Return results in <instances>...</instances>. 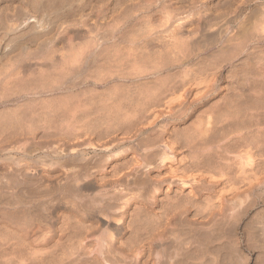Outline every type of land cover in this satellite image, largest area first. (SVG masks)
I'll return each mask as SVG.
<instances>
[{
  "label": "bare ground",
  "instance_id": "6f19581e",
  "mask_svg": "<svg viewBox=\"0 0 264 264\" xmlns=\"http://www.w3.org/2000/svg\"><path fill=\"white\" fill-rule=\"evenodd\" d=\"M255 1H257V0H0V183L2 184V186H4L3 189L5 188V186L11 187V182L8 183V181H10V178L8 177V176H10L9 172H12V175L15 177L14 180H16L15 181L16 183L21 178L20 177L17 180V177H19V176H22L23 178L32 177V181H34V183H31L32 182L30 180L31 178L29 179L30 182L28 180H26V178H25L26 181L22 180L23 178H21V180L23 182L25 181L24 183L22 182L21 184H24V185L26 184V185H29L31 187L35 186L37 188L35 191L36 192L39 191L36 194L38 196H36L37 198L35 197L36 198L35 201L39 202V198L41 196L43 198H46L49 203L51 202V204H50L51 208H49L48 203H47L48 205L47 204L46 205L48 206L49 209H52L51 210L52 214L53 213L55 214V212L57 214V210L64 203L63 201H66V203H64L66 205L69 203V202L67 203L68 197H66V196L68 193H71L72 190H73L72 195L75 197L76 200L83 203L82 200H84V199L88 200L89 199L88 201L86 200L85 202H87V204H88V202H91L94 206V208H91V209L81 208L82 210L83 209H85V210L83 211V214H81L79 216H77V215L76 216H69L70 214H68V213H66V215L65 214L60 215L58 213L60 216L55 214L56 218H57V223L59 222L60 225L56 228H53V226L52 227L51 226H43V225H41V226L37 225L36 226L33 223H37L39 221H36V222H33V221L40 218V215L38 218L36 217L37 219H35L34 218L35 214H33V218H30L31 219V221H30L29 219L26 218L27 216L29 218L30 215H26L25 217H24V215L22 216V211H24V213L25 212L29 213L28 211H26L27 210L26 208H25L26 210L22 209V211H21V209H19L16 206L12 207V203H10L11 200H13V198L15 200L16 196L22 197L21 194L16 195L15 197H13L11 199L9 198L10 200L9 199L4 200L0 197L1 198L0 199V264H148V261H150V258H151V256H150L151 255L150 252H152L151 248H153L154 246L155 247L157 246L156 247V249H157L158 247L163 245V243H161V240H162V242L164 241L163 239L166 237L165 234L168 231L170 225L172 223H175V220L181 219L182 217L187 215L188 212H191V211L193 212V210H191L192 208H194V207L199 208L198 205H200L199 204L200 199L203 197V195L205 193H207V192L210 193V191L213 193L212 196L214 197V199L210 198L211 195H209V198H206V196L209 194V193H207L206 195H204L205 198L208 199L207 201L205 199V203L209 202V204H210V202H211L212 204L209 207L207 206V209H208L207 210L206 205L204 204V201H203V204L205 207L201 206L202 203L200 206L202 207V210L204 208V210H203L204 214L199 213L200 211L197 209L198 210L197 216L202 214L203 216H205L204 218L202 217L203 218L202 220H205L206 222L210 221L211 223L214 222L215 224L217 223V226H219V224L222 222V221L220 222L219 221L220 219H218V218H223V222H224V220L227 222L229 220H230V222L233 220V222H234L233 231L235 233L237 232V230L240 226H242L245 229H248L249 227H251L250 222L244 221V218L249 217V213L252 209H254V208L256 209V207L258 205H257L255 197L257 196L258 192L262 188H264V136H263L264 130H263V132H262V130H259L260 131L259 132L255 128L259 133H261L260 136H259V134H256L257 131L255 132V134H253L255 137L254 136L251 137L252 135L250 136V133H249V130L251 127H254L255 125L257 127V124H259L261 122V121H256L257 122L256 123L255 122V119H256L255 116H252V115L250 116L251 110L256 108V107L251 106L252 108L248 109L249 106L245 107V108L243 106L245 113L248 110H250V114L247 113V114H249V115H247V114L242 113L244 111H240L242 109L239 110L240 107L238 109L236 108V106L238 104L235 106L233 105V106L235 107V109L239 110V112H241L242 114H238V112L236 113L235 111H237V110L233 109L232 107L230 108V106L227 105V107H229L231 110L233 109L234 112L232 115H229L230 118L229 117L227 118V122L224 123L225 126H223V127L221 126L224 130H222V128H219L220 129L219 131L222 130L223 133L220 132L221 135H218V137H216V139H215V142H213L212 138L214 139V135L217 136V134H215L217 131L215 130L216 131L215 133H211L210 137H212V138L209 137L212 142L208 141L209 145H207V143H205L207 146H210V143H214V145L216 144L217 149L215 150L212 148L216 152L213 151L212 149H209L210 151H213V152H211L212 154L210 153L209 155H203L204 152L201 153V151H200V155L206 156V157L201 156L202 159L199 158L198 154L196 156L194 155L195 157H193L192 154H194V152L193 153L188 152V154H190V155H188V158L186 155V157L180 156L181 158L178 159V157L180 155V149H181V148L179 149V147H181V146L180 145L178 146L177 142H175V141H177V140H174L176 138L171 139L168 135L166 136L164 134L166 132H164V131L161 132V130H163L165 128V126L163 125L164 128L162 129V125H159L160 124L159 121L163 120L164 118H170V119L173 118L174 119L178 116L180 117L181 114L183 115V113L187 111V108H188L187 106H189L194 101L200 99L201 96L204 97V96H206L207 93L210 94L207 91H210V89L215 85V81H214L215 79L213 78L214 76L212 78L205 76V78H204V75L206 72H204V75H202L203 67L201 66V64L206 65L207 62H209L210 59L213 58V57L212 58H209V57L211 55L213 56L217 51L226 52V50L225 51H221V50L226 49V47L230 46L232 44V42L234 41V38L232 37V34H231L232 33L231 32V29H232L231 22L233 21L234 18H236V19L242 18L244 15L246 17L245 12L248 10L247 9L248 5L250 6V4H252V2H255ZM242 23H244V22H242ZM254 24H256V23H254ZM240 26H241V30H245L242 28V25H240ZM240 26H238V27H240ZM258 26H259V24H257V27ZM261 29H263V27ZM233 32H234V30H233ZM229 33L231 34V36H229ZM236 33H238V31L233 34L234 37L236 36ZM261 35H263V34H261ZM237 37L238 36H236V38ZM241 37H243V36H241ZM241 37H238V38L241 39ZM263 37L264 36H262L261 38H263ZM202 38L209 39L208 40L209 42L207 43V40L205 39L207 44H205V42H204V45L194 44V43H196V40L201 39L200 41H202L203 40ZM258 39H260V38H258ZM262 40H264V39H262ZM200 41H199V44H202L204 40L201 43H200ZM240 41H242V39L239 40V42ZM236 43H237L236 45L234 44L235 46L238 45V42H236ZM261 43H263V42H261ZM241 44H242V42H241ZM245 44L247 45V43H245ZM194 45H198V46H194ZM237 47L239 48V45ZM243 47H245V46H243ZM255 47H257V46H255ZM258 47H259V45H258ZM242 48L240 47V49H239L240 51L238 50V53L239 52L241 53ZM214 49H218V50H216V52H214L215 51ZM243 49H245V48H243ZM211 51H213V52H211ZM210 52L213 54L209 55L208 53H210ZM233 55H234V52H233ZM237 55H239V54H237ZM70 57H72V59L76 58V61L78 62V68H84V67H86V68L92 67L93 68L94 67L95 68V69L93 68L94 70L100 69V72L103 71L102 72L103 76L101 75V73L100 74L98 73L99 71H96V73H98L97 75H100V76H98V77L95 76V77H97L98 80H99V77H100V79L102 78L99 81L100 85L102 84L104 87L106 86L109 89L108 91H110V93H112V94H109L107 92L109 95H111L110 96L111 99H109V100H111V102H108V99H105L108 102L105 104V102H103L105 100H102L101 98L100 99L104 103V108L107 107V104H109L111 106L110 108H108L109 107V105H108L107 109H111V111L113 110V114L112 113L111 114H112V117H114V120H115V117L119 121L125 120V122L127 120H128L127 122H129L132 117L133 118L138 117L139 119H141L142 117L140 114L143 113V112H141V111H143V108L146 105H148L149 103H150L149 108L153 105L152 104L153 102L156 103V104H154L155 105V107L153 108L154 110H150L152 107L150 109L147 108V110H145L146 108L144 109L145 112L148 111V112H146V114H148L147 115L148 118L146 117L147 118L146 122L143 121V118H142L139 121L135 120L134 122H136V125H134V122H132V120H134V119L132 118L131 122L133 123V125H131V126H134V127L131 128L132 130H129L130 132L126 129L128 132L126 133V132H124L125 131L124 130L123 134H122L123 136L121 137L119 135L121 138L118 137V139H117L115 137V139H111L109 141L107 140V142L105 140L106 143L103 142V146H102L103 148L102 149L107 151L109 153V155L107 157H104V158L102 157L103 163L101 162L102 163L101 164L100 162H98V165L100 163V166H96L97 164L93 165L92 163L88 162L89 161L88 158L85 159L86 162L83 161L84 164L83 163L82 164L75 163V161H77L80 158L84 159V156L86 155V150H84V148H82L83 145H85L84 142L82 141V136L84 133H82V131L79 130V129L82 130L83 124L79 125L80 128H78L79 126L76 123H79V120H78V122H76L77 120H75V119H78L77 115H78L79 111L77 109H76L77 110L76 111L74 108L73 109L71 108V109H68V111L64 112L67 114V115L66 114L65 115L68 118V119H66V121L72 120V119L75 120L76 125L74 124V122H72L74 124V126L72 128L73 129L76 128L74 130H77V131L74 132V130L73 129L70 130L69 127L66 130V127H65L66 132H69V131H71V132L64 133V134L59 133L60 136L58 135L57 138L54 137L56 140H53V141L48 140L49 136L47 137L46 135L45 136L43 135L44 138H46V137L48 138L47 139L48 142L42 141V139H41V141L37 142V144H36L37 146H33V144L19 145L21 140L18 139L19 143L15 144V146H14L13 145L14 143L11 141V139H15V138L17 139L20 137V138H22V141H23V139L28 140L29 139L28 137H30V135H31V137L34 135H32L30 132V134L28 133L29 136L27 137L28 134L21 132L22 134L20 133L19 135H16L15 137H13V135H15L13 132V135L11 134L12 136H10V134H9L10 137H8L7 136L8 134L5 135V132H4V126H5L4 124H5V117H6L5 111H7L9 108L8 107L6 110V107L9 106L10 104H14L19 97L24 96L26 94V92H27V91H25L26 85L24 86L25 89L23 91L19 90L20 86L24 85V83L26 81L25 79H27L28 77L30 78L32 76L31 78L34 77V79L36 78V80H37V76L39 74L37 72V69H38V71H39V69H41L42 71H49V73H50L49 69H51V68H53V69L58 68L64 62L67 65L66 61L70 60L71 59ZM67 58H69V59H67ZM167 59H170V60H167ZM194 60H199V63L201 62V64L200 65L194 64L193 63ZM62 61H64V62L62 63ZM262 63L263 62H261L260 65L263 66ZM68 64H69V61H68ZM208 64L206 65V67L208 66ZM210 64H211V62H210ZM66 65H64L65 68H66ZM69 65H71V64H69ZM73 65H75V64H73ZM72 66H70V67H72ZM211 66L212 65H210V68H211ZM62 68L64 71V67H62ZM73 68L76 69V70L73 69L75 74H76L78 72L77 66L73 67ZM92 68H91V70H89V71H91L90 73L94 72V71H92L93 70ZM66 69L68 70V68H66ZM181 69H183V70H181ZM215 69H217V68H214V70ZM41 70H40V72H41ZM60 70L61 69H59L57 72L59 73ZM71 70H72V68H71ZM217 70H215V71H217ZM68 71H70V70H68ZM70 72H72V71H70ZM255 72H257V71H255ZM90 73H88V74H90ZM94 73H93V75H94ZM96 73H95V75H96ZM249 73H250V71H249ZM53 74L51 73L50 75H53ZM70 74H73V73H70ZM80 74H81V72H80ZM208 74H211V73L208 72ZM212 74L213 75L216 74L215 76H217V73L215 72V74H214V71L212 72ZM239 74H241V73H239ZM258 74L259 75L262 74V76L264 75L262 72L258 73ZM40 75H42V74H40ZM40 75L38 77H42ZM56 75L57 74H55V76ZM67 75H65L64 77L66 78ZM85 75H87V71H86ZM45 76H46L45 78H47L46 73H45ZM58 76L59 75H57V77ZM81 76H83V75H81ZM86 77H88V76H86ZM171 77H172V79L169 80L170 83L166 82V85H165L164 82L166 81V79H168V78L170 79ZM61 78H63V77H61ZM65 78H63V79L65 80ZM83 78L87 82V79H92L94 77L85 78V76H84ZM258 78H259V76H258ZM34 79L33 80L29 79V80H31L30 84L35 83V82H33V81H36ZM57 79H60V77ZM70 79H73V77ZM147 79H149V81H147ZM29 80L26 82H30ZM62 80H60V81H62ZM142 80H145L146 82L145 81L142 82ZM200 80H201V82H200L201 85L204 84L202 86L200 85L201 88L202 87L203 88L200 91H196L195 93H192L191 90L193 89L194 86H197L199 84ZM22 81H24V83ZM54 81H55V79L51 82H54ZM82 81H84V80H82ZM202 81H204V82L202 83ZM20 82L23 84L20 85ZM62 82H64V81H62ZM68 82H69V80H68ZM80 82H81V80H80ZM93 82L98 83V81H93ZM35 84H36L35 87L33 85V87L35 88V89H33L34 91L37 89L36 88L37 83H35ZM55 84L58 85L57 82ZM255 84L258 85L257 87H259V84H261V88L264 85V84L262 85V83L258 84V82L257 83L255 82L254 85ZM17 85H18V87H16ZM51 85H54V83H51ZM10 86L12 87V89H14V87H15L19 91L16 92V89H14L15 91H12ZM30 86L28 87V85H27L28 88H31ZM68 86H71V85H68ZM43 87H45V85ZM71 87H73V86H71ZM73 88H76V87H73ZM10 89H11L12 93L16 92L12 96L8 93V90H10ZM20 89H22V88H20ZM39 89H40V87H39ZM66 89H68V88L66 87ZM102 89H103V87H102ZM254 89L255 88H253V90ZM258 89H260V88H258ZM33 90H31L27 95H33V97H34L37 92H34ZM51 90H52V88H51ZM255 90H257V89H255ZM84 92H85V90H84ZM101 92L104 93L103 90ZM203 92H205L206 94H202ZM260 92H262L264 94V89H263V91H260ZM103 93H102V95H103ZM107 93H106V95H107ZM190 93H192V94H190ZM199 93H201L200 97L198 96ZM254 93H256V92H254ZM60 95H62V94H60ZM106 95H104V96H106ZM189 95L191 98V100H190L191 103L189 102V100H187V96H189ZM254 95L257 96L256 94H254ZM261 95L262 94H260L259 96H261ZM196 96L198 97V99L196 98ZM226 96H228V95H226ZM29 97L32 98L31 96H29ZM37 97H39V96H37ZM104 98H106V97H104ZM192 98H196V99H193L194 100L193 101ZM241 98H240V100H241ZM259 98H257V99H259ZM74 99H73V101H71V103L74 102ZM261 99H263V98L261 97L259 99L260 102L262 101ZM26 100H28V99H26ZM38 100H40V99H38ZM97 100H98V98H97ZM222 100H223V98H222ZM23 101H24V99H23ZM67 101L68 100H66V102ZM78 101H80V100H78ZM32 102H33V104L35 103L34 101H32ZM61 102H62V100H61ZM223 102H224V100H223ZM69 103H67V104H69ZM83 103L86 104L87 102L86 103L83 102ZM24 104L26 105L27 102L23 103V105ZM33 104H31V105H33ZM35 104H37V100H36ZM76 104H77V101H76ZM76 104H74V105H76ZM42 105H43V103H42ZM64 105L66 106V103ZM101 105H103V104H100V106ZM105 105H106V107H105ZM260 105L261 104H257V107ZM21 106H22V103H21L20 107ZM30 106H28V104H27V108ZM41 106H40L41 110L43 108H44V110L47 109V106L43 105L46 108L45 107L42 108ZM53 107L55 108L56 106H53ZM80 107L82 108V106H79V108ZM14 108H13V110H16L17 107L15 106ZM27 108H26V111H28ZM75 108H78V107L75 106ZM84 108H85V106L82 109L84 110ZM224 108H226V107H224ZM11 109H9V110H11ZM37 109H38V107H37ZM230 109L228 110V108H226L225 113L227 112V110L231 112ZM246 109H247V111H246ZM261 109H263V108H261ZM39 110L40 109H38L36 111H39ZM53 110H51V111H53L52 113H56L57 109L56 110L53 109ZM59 110L60 109H58V111ZM61 110H62V108H61ZM106 110H104V111L106 112ZM86 111H82V112L86 113ZM101 111H103V110H101ZM208 111H210V110H208ZM257 111H259V112H257ZM260 111H261L260 108H257V110L254 109L253 113L255 112L256 116L258 115V113H260V115H261L262 112H260ZM9 112H12V111H9ZM29 112L30 111H28V113ZM33 112H35V111H33ZM93 112H95V110ZM41 113H42V111H41ZM41 113H40V115L43 116L44 113L43 114H41ZM46 113H47V111H46ZM234 113H236V114H234ZM36 114H37V112H36ZM36 114H35V116H36ZM103 114H104V112H103ZM219 114L220 115H218V112H217V114L215 113L212 115H208V117L209 116L210 117L207 119L210 120V118L213 115H217V116H219V118H217V119H220L221 121L218 120L217 122H215V125L218 122L223 123V120L226 116H222L224 114V113L222 114V112L221 113L219 112ZM263 114H264V112H263ZM263 114L261 116H263ZM13 115L15 116V113ZM16 115L18 116V112ZM19 115H20V112H19ZM30 115H29V117H30ZM40 115L37 114V117ZM83 115H85V114H83ZM89 115H92V114L90 113ZM104 115L106 116L108 114H104ZM104 115H102V116L104 117ZM113 115H115V116H113ZM14 116H11V117H13V120L11 119L12 121H15L14 118L17 119ZM58 116L59 115H57V117ZM195 116H196V114H195ZM197 116H198V114H197ZM217 116H215V117H217ZM220 116H222L224 118L221 117L222 118L221 119ZM20 117L21 116H19V118ZM43 117H45V114ZM80 117L82 118V116H80ZM86 117L89 118L88 116H86ZM96 117H98V116H96ZM257 117L259 118L260 116L258 115ZM263 117H262V119H263ZM31 118H34V115ZM48 118H50V117H47V119ZM199 118H203V116L202 117L200 116ZM9 119L10 118H8V120ZM23 119L21 120L22 123H23ZM100 119H101V117H100ZM105 119H108V118H105ZM144 119H145V117H144ZM207 119H206V124L207 123L209 124V125H207V126H209V129L210 128L215 129V127H212L213 125L210 127V123H212V121L213 122L216 121L217 119L216 120L211 119L212 121H209V120L207 121ZM229 119H230V121H229ZM262 119L260 118L259 120H262ZM6 120H7V117H6ZM26 120H28V119L26 118ZM35 120H36V118H35ZM57 120H59V119L57 118ZM113 121L109 120V124L111 122L112 123L115 122V121L114 122ZM137 121H138V123H140V125H138ZM142 121H143V123H142L143 125L141 124ZM191 121H192V119H191ZM105 122L108 123V120L104 121V124H105ZM131 122H129V124ZM203 122L204 121H202V125H201V123L199 125V126H202V128L204 127L203 125L205 124V122L204 123ZM16 123H18V122L16 121ZM69 123H67V125ZM94 123H95V121H94ZM116 123H119V122H116ZM124 123L122 125H124ZM226 123H228V125H230L231 129H232V131H231L230 126H228L229 127V128L227 127L229 129L228 133H229V131L231 133L233 132L232 133V135H233L237 131L238 138L237 137L232 138V137H230V134L225 133L226 132L225 130H227V129H225V127L227 125ZM54 124H55V121L52 125H54ZM197 124H199V123L197 122ZM234 124L235 125L237 124V125L234 126ZM36 125L38 128V123ZM52 125H50V126H52ZM70 125H71V123H70ZM120 125H116V126L120 127ZM260 125L263 126L264 125L263 122ZM260 125H258V127H260ZM100 126H102V125H99V127ZM104 126L106 127V125H104ZM116 126H112V127H116ZM167 126H166V128H167ZM194 126H196V124ZM232 126H234V128L235 127L236 128L234 129ZM26 127L28 128V125ZM26 127H25V130H26ZM40 127H41V125H40ZM48 127H49V125H48ZM61 127H64V126H62V124H61V126L59 128H61ZM108 127L110 128L111 125H109ZM9 128H10V126H9ZM19 128H20V126H19ZM29 128H32V127H29ZM116 128H118V127H116ZM192 128H194V127H192ZM202 128L200 130L203 134H205L204 136L201 134L200 130H198L199 132H197L195 130V132H193V133H196V132H197L196 134L200 133L201 134L200 137L203 136L205 141H207V139L205 137H208L209 132L207 134L204 133L206 131L203 132ZM204 128H207V127H204ZM95 129L97 130V128H95ZM105 129H107V128H105ZM147 129H151L152 133H149V134L145 133ZM251 129H253V128H251ZM61 130L63 131V129H61ZM110 130H111V128H110ZM210 130H212V129H210ZM27 131L29 132V129H27ZM32 132H34V131H32ZM37 132H38V130H37ZM105 132H107V131H105ZM250 132H252V130H250ZM17 133H19V132H17ZM93 133H92V135H93ZM95 133H97V132H95ZM162 133L164 134V136ZM174 133H175V131H174ZM46 134H48V132ZM111 134H113V132ZM166 134H169V133H166ZM182 134L184 135V132ZM218 134H219V132H218ZM56 135L57 134H55L54 136H56ZM185 135H187V134H185ZM40 136H42V134ZM99 136H100V134H99ZM112 136H115V135H112ZM31 137H30V140H33V138H31ZM103 137L100 139L104 140ZM203 137L200 139L198 137L199 141L201 140L203 142L204 141ZM36 138H38V137H36ZM184 138H186V141H187V139H189L188 137H184ZM193 138H195V137H193ZM209 138H208V140H209ZM39 139H37V140H39ZM180 139H181V137H180ZM198 139L197 140L195 139V141L198 142ZM18 140L17 141L14 140L15 143L18 142ZM190 140H188V141H190ZM192 140L194 142V139H192ZM98 141H100V140H98ZM7 142L10 143L9 147H12V145H13V147L12 148L6 147L9 144L8 143L6 145L5 143H7ZM67 142H68V145H67ZM71 142H72V146H71V144H69ZM100 142L96 143L97 147L99 144L102 145V143H100ZM178 142H180V141H178ZM184 142H185V140H184ZM204 142L201 143L202 146L205 145ZM86 143H87V141H86ZM93 143H95V141ZM93 143L91 142L90 144H93ZM184 144H188V143L185 142ZM193 145H195V144H193ZM206 145L204 147H200V148L206 149L207 148ZM86 146H89V145L87 144ZM127 146H128V148L127 149L125 148L126 150L125 151L123 150L121 152V154L123 152L126 154L125 157H123V158L118 157L121 159L116 160L117 156H120V154L118 155L116 153V155H115L114 153L117 150H119L123 147H127ZM187 146H189V145H186V147ZM95 147H96V145H95ZM196 147L195 148L193 147V148L196 150L197 149L200 150V148H196ZM213 147H215V146H213ZM183 149H184V147H183ZM190 149H192V148L190 147ZM221 149L225 153L227 151L228 152L231 151V153H232V151H234L237 153V155L235 156V154L233 152L232 158L226 157ZM13 152H16V153L20 152L23 154V156L22 157H13L11 155V154H13ZM35 152H37V161L32 158V156L35 155ZM213 153L215 154L216 158L214 157ZM195 154H196V152H195ZM189 156H192V157L190 158ZM233 156H235L234 157L235 159H233ZM68 158L70 159L69 161L67 160ZM91 158H90V160H91ZM176 158H177V161L175 160ZM213 158H215V159L213 160ZM92 159H94V158H92ZM95 161H97V160H95ZM13 176H12V178H13ZM27 181L29 183H26ZM18 182H21V181H18ZM140 182H142L141 183L142 185L144 184L143 186H145V185L148 186V184L150 183L149 184L150 189L148 190L147 193H146L147 188H145L146 190L143 191L144 189L142 187L141 189L143 192H140L141 189H138L139 192H136V191H138V190H134L136 187L133 189L132 185L133 184L135 185V183L138 185V183H140ZM21 184L19 183L18 187L21 186ZM16 186H17V184H16ZM14 187H13V190L15 189ZM23 187H25V186H23ZM148 188H149V186H148ZM25 189H27V188L25 187ZM28 189H27V192H28ZM0 190H1V188H0ZM33 190L34 189L30 190L29 192H32ZM99 190H101L103 192L98 193ZM165 190H166V192H165ZM6 191L7 190H5L4 192H6ZM35 191H34V193H35ZM156 191L158 193H164L163 194L164 196L166 194L169 195L171 193L173 195L174 192H176V191H177L176 193H178V192L180 193L183 191L184 192L188 191V192H186L187 196H185V197H179L181 194H179V195L175 194V196H172V195L169 196L170 199H169L168 205H167V202L165 201V204L168 206V207L166 206L167 211L164 209L165 205L162 207L160 206L161 209H159L158 207L157 208L159 210H162V208L164 207L163 210H165V211L163 213L161 212V214L154 213V215L152 214V211H151L152 216H150V215H147L148 214L147 212H149L148 210H146L147 214H145L144 213L145 210L143 212L142 209H150V210L152 209L153 211L156 212L157 209L150 208L151 206L154 207L155 205H158L157 202L159 201L158 199L160 198V196H158L159 198L156 197ZM4 192H2V194L0 193V195H3ZM20 193H21V191H20ZM158 193H157V195H158ZM28 194L30 195V193H28ZM183 194H185V193H183ZM7 195L9 196L10 194L8 193ZM13 195H15V194H13ZM33 195L30 197L35 196V195L34 196ZM39 195H40V197H39ZM69 195H71V194H69ZM250 196H253L254 199H250L249 198ZM4 197H5V195H4ZM166 197L169 198L167 195H166ZM253 197H251V198H253ZM26 198H28V199L22 198V200L23 201L25 200V202H28L26 200H30L29 196ZM65 198H67V199H65ZM167 198H165V199H167ZM163 199H161V201ZM209 199H213V201H211V200L209 201ZM16 201L17 200H15V202ZM23 201L22 202L19 201V202H21V204H22ZM31 201H33V200H31ZM31 201H29V202H31ZM135 201L137 203H141V205L136 204L135 206L137 207V209H135L136 207L133 206L134 207V208L132 207L133 211H134V209H135V211L139 210V212L141 210L145 215H147L146 216L147 218H148V216H150L151 217V218L149 217L150 220L152 219L151 220L152 222L150 223L152 225L151 226L148 225L149 228L148 227L146 228L147 230L149 229L148 232L146 230H145L146 233H145V231H143V229L145 228L146 225L141 230L146 234L145 237L139 236V238H138V236H137V238H136V235H137L136 234V232H137L136 227H135V229L133 228L134 229L133 231L130 230L133 222L138 223L139 221L142 222V220H141L142 218H144L145 221L147 219V218L141 216L142 215L141 214V215H139L141 217L137 216V217L141 218V219H138V222H136L137 220H133V221L130 220L131 216H129V215L130 214L132 215L133 212L131 209V213L129 214V211H130L129 208L135 204ZM263 201H264V199H263ZM15 202H14V204H15ZM19 202H17V203H19ZM53 202H54V204L52 205ZM28 203H25V204H28ZM43 204L41 203L42 209L45 206V205L43 206ZM206 204H208V203H206ZM17 205H19L21 208L20 204H17ZM68 205H67V207H68ZM71 206H73V205H71ZM10 207H12V209H10L11 212L8 211L9 210L8 208H10ZM30 207H32V206L30 205ZM34 207H35V205H34ZM22 208H24L23 204H22ZM138 208H140V209H138ZM28 209H29V207H28ZM31 209H34V208L32 207ZM205 209H206V213H205ZM261 209L263 210L264 208L262 207ZM6 210L9 213L8 212L6 213ZM69 210L71 211V208ZM72 210H73V207H72ZM159 210L157 212H159ZM45 211H43V212H45ZM79 211H80V208H79ZM258 211H259V207H258ZM139 212H137V213H139ZM61 213H64L62 211V209H61ZM137 213L134 215L135 216L138 215ZM30 214H31V212H30ZM52 214L50 215L51 217L46 215V218L43 215L45 218L44 221L46 223H48V224L54 223V221L52 222V220H51ZM192 214H194V212ZM127 215L129 216L128 220H127ZM253 215H255V216H253V219H254V217H259L257 215V212H256V214H254V212H253ZM192 216H194V215H192ZM195 216H196V214H195ZM23 217H24V219H23ZM187 217L189 218L190 216H187ZM187 217H186V219L182 218L183 220L182 219L180 220L186 226L190 225V223H186V222L184 223L185 220L187 221ZM133 218H134V216L131 217V219H133ZM190 218H189V221H190ZM224 218H228V219H224ZM250 218H251V216H250ZM262 218H264V217H262ZM262 218L260 215V218H258V219H262ZM42 219H41V221H42ZM192 219L193 218H191V220ZM194 219H197V218H194ZM38 220H40V219H38ZM211 220H214V221H211ZM215 220H217V222H215ZM145 221L143 220V222H145ZM180 221L178 220V222H180ZM197 221L199 222L200 219L198 218L197 220H195L192 223L194 224ZM205 221H202L203 224H205ZM259 221L260 220H258V223H259ZM261 221L263 222L264 220H261ZM31 222H33V223L31 224ZM178 222H176V223H178ZM147 223H149V220ZM147 223H145V224H147ZM199 223H200L199 226L197 224H194V225H197L199 228H201L202 226L203 227L205 226V225L200 226L201 221ZM209 223H207V224L210 226L215 225L214 223L213 224H209ZM141 224H144V223H141ZM226 224L224 226H226ZM230 224L228 223V226H226V227H229V229H231ZM260 224H261V222H260ZM262 224H264V222ZM262 224H261V226H262ZM174 225H177V224H174ZM184 225H182V226H184ZM257 225H259V224L253 223L252 228H255V227L258 228ZM139 226H140V224L138 223L137 229H140V228H138ZM179 226H177V227H179ZM197 226H195V227H197ZM261 226L259 228L260 230H261ZM190 227H192V224ZM204 228H206V226ZM263 228H264V226L262 227V229ZM128 230H130L131 232L136 231L135 233L130 232L133 235L136 234L135 236H133V238L135 237V239H132V240L128 239V238L132 237V236H129L131 234L128 233L129 232ZM172 230H173V228H172ZM185 230L187 231V229H185ZM185 230H183V231H185ZM191 230L196 231V229H191ZM213 230H214V228H213ZM252 230L253 229H251L250 231L253 232L256 229L253 231ZM138 231H140V230H138ZM176 231H177V229H176ZM211 231H212V229H211ZM229 231H227V232H229ZM188 232H189V229H188ZM245 232H248V231H245ZM258 232H256V233H258ZM189 233H191V231ZM189 233L187 234V232H186L185 236L188 235V237H189L190 236ZM194 233L195 232H193V236H194ZM197 233H200V232L198 231ZM197 233H195V234L198 237ZM218 233H221V232H218ZM127 234H129L128 238H127ZM175 234H177V233H175ZM228 234H230V233H228ZM247 234H245V235H247ZM254 234H253V236H255ZM261 235H259V236H261ZM182 236H183V238H185L184 235H182ZM193 236H192V238H193ZM211 236H213V235H211ZM224 236H226V235H224ZM251 236H252V233H251ZM188 237L186 236V238H188ZM177 238H178V236H177ZM202 238H204V237H202ZM253 238H255V237H253ZM193 239H191L190 243L192 241L194 242ZM221 239H223V237ZM166 240H168V239H166ZM186 240L189 242L188 239H186ZM207 240L209 241V239H207ZM237 240H234V243L232 242V244H231V240L229 241L230 248H229L228 254L230 252V254L234 255L235 259H237L238 262H242L240 264H243V260H245L247 262V260L249 258L248 259L246 258L247 257V255H245L246 253L241 251L240 248L235 247V244L238 242ZM259 240H260V238H259ZM195 241L197 243V241H199L198 238ZM217 241H219V240H217ZM165 242H167V241H165ZM175 242H176V240H175ZM182 242H184V241H182ZM211 242H209V244H211ZM247 242H249V239ZM180 244H182V243H180ZM185 244H187V242ZM233 244H234V246H233ZM176 245H178V243ZM188 245H189V243H188ZM206 245H208V244H206ZM261 245H263V243L260 244V246ZM190 246H192V245H190ZM221 246L222 245H220V247ZM257 246H258V244H257ZM220 247H219V249H220ZM253 247H254V245L252 246V248ZM262 247H264V245ZM175 248H178V247L176 246ZM213 248H214V246H213ZM223 248H225L224 250H226V248H228V247L225 246V247H222L221 249H223ZM252 248H251V250H252ZM164 249L168 250L165 247H164ZM172 249H174V248L172 247ZM197 249H198V247H197ZM202 249H203V247H202ZM215 249H217V248H214V250ZM257 249H259V248L257 247ZM165 250H164V252H165ZM179 250H182V248H180ZM194 250H195V248H194ZM194 250H192V251H194ZM212 250L213 249L210 248V251H212ZM155 251L153 250L154 254H155ZM159 251H162V250L159 248ZM159 251L157 249L156 256H158V257L160 254H162V253L159 254ZM200 251L201 250L199 248L198 254L201 253ZM210 251H207V254H209ZM217 251H218V249H217ZM226 251H225V253H227ZM174 252H176V250ZM194 252H193V254H194ZM220 252H222V250ZM184 253L180 252L179 254H180V256L183 257V255L185 256ZM204 253H206V252H204ZM214 253H213V255H214ZM181 254H183V255H181ZM207 254H205L207 256V257L205 256L206 258L203 255L202 256L205 259L212 258V256H213L212 253H210L212 256L210 254L209 255H207ZM222 254H220V255H222ZM172 255L174 257V254L171 252V256L169 255V257H172ZM216 255H217V252H216ZM257 255H258V257L255 258L256 260L254 259L255 260L254 264H264V259L261 258V255H259V254H257ZM153 256H155V255H153ZM201 257H200V259H201ZM230 257H232V256L230 255ZM157 258L155 257L154 259L156 260ZM218 258H219V255H218V257L214 256L212 259V260H214L212 264L217 263L215 261H218ZM221 258H223V257L221 256ZM161 259H159V260H161ZM191 259H192V257H191ZM230 259H232V258H229L228 264L232 263V261H233V260H231V262H230ZM168 260H169V258H168ZM168 260H166V261H168ZM171 260L173 261V259H171ZM171 260H169V261H171ZM177 260H179V259H177ZM180 260H181V263L184 261L182 259H180ZM180 260H179V262H180ZM209 260H211V259H209ZM209 260H208V262H209ZM225 260H226V257L224 259V262H225ZM166 261H164V262H166ZM174 261H175V259H174ZM174 261H173V263H175ZM234 261H236V260H234ZM237 261H236V263H237ZM171 262H169V264ZM179 262L176 261L175 264H178ZM186 262H188V261H186ZM193 262H195V260ZM197 262H200V261H196V263ZM211 262L212 261H210V263H208V264H211ZM222 262H223V260H222ZM157 264H158V262H157ZM166 264H168V263H166ZM197 264H199V263H197ZM251 264H253V263H251Z\"/></svg>",
  "mask_w": 264,
  "mask_h": 264
},
{
  "label": "rangeland",
  "instance_id": "374dc122",
  "mask_svg": "<svg viewBox=\"0 0 264 264\" xmlns=\"http://www.w3.org/2000/svg\"><path fill=\"white\" fill-rule=\"evenodd\" d=\"M247 11L245 12V14H246V17H245V15L242 17V18H238V19H236V18H234L233 19V21L231 22V27H232V29H231V34H232V37L234 38V41L232 42V44L230 45V46H228V47H226V49H224V50H221V51H225L226 50V52H220V51H217L216 52V50H218V49H214L215 51L214 52H216L213 56L211 55V54H213V53H211V52H213V51H211L210 53H208L209 55H211L209 58H212V59H210V61L209 62H207V64H208V66L206 67V65L205 64H201V62L199 63V60H194L193 61V63L194 64H198V65H200L201 64V66L203 67V69H202V75H204V72H206L205 73V75H204V78H205V76L206 77H210V78H212L213 76V78L215 79L214 81H215V85L210 89V91H207V92H209L210 94H206L205 92H203L202 94H206V96H201L200 94L201 93H199L198 94V96L200 97V99H198V97L196 96V98L198 99V100H196V101H194L193 99H196V98H192V100L194 101H192L193 103H191V98H190V95L189 96H187V100H189V102L191 103L189 106H187L188 108H187V111L186 112H184L183 113V115L181 114V116L179 117H176V118H172V119H170V118H164L163 120H160L159 122H160V124L159 125H162V129L164 128L163 127V125L165 126V130L163 129V130H161V132H166V133H169V134H166V133H164L166 136L168 135L171 139H174V138H176V139H174V140H177V141H175V142H177V145L179 146H181V147H179V149H180V155H179V157H178V159H180L181 157H186V155H187V158H188V155H190V154H188V152L189 153H193L194 152V154H192L193 155V157H195L197 154L199 155V158L200 159H202L201 158V156L202 155H200V151H201V153L202 152H204V154L203 155H209L211 152H213V151H215L217 148H216V144L214 145V143H210V146H207V145H209L208 143L209 142H215V139H216V137H218V135H221V133L220 132H222L223 133V131L222 130H224L222 127L223 126H225L224 125V123L225 122H227V118L229 117L230 118V116L229 115H232L233 114V112H234V110L233 109H235V105H237L236 106V108L238 109L239 107V110L240 109H242V110H240V111H244V112H242L243 114H247V113H249L250 114V110H248L247 111V109H246V113H245V110H244V108L245 107H248L249 106V108L248 109H251L252 107H256V108H254L255 110H257V108H260V112H262L261 113V115L263 114V112H264V94L262 93V92H260V91H263V89H264V75L262 76V74H258V73H263L264 74V40H262V39H264V37L263 38H261L262 36H264V0H257V1H255V2H252V4H250V6L248 5V7H247ZM252 9V10H251ZM262 9V10H261ZM261 15V16H260ZM259 17V18H258ZM250 19V20H249ZM248 20V21H247ZM244 22V23H242V22ZM255 21V22H254ZM242 24H241V23ZM251 22V23H250ZM256 23V24H254V23ZM236 23V24H235ZM257 24H259V26L257 27ZM240 25H242V28L243 29H245V30H241V26ZM238 26H240V27H238ZM246 26V27H245ZM258 29H257V28ZM263 27V29H261ZM238 29V30H237ZM261 29V30H260ZM233 30H234V32H233ZM257 30V31H256ZM238 31V33H236V36H238V37H241V36H243V37H241V39H242V41H240L239 42V40H241L240 38H236V36L234 37V33L235 32H237ZM243 31V32H242ZM246 31V32H245ZM260 31V32H259ZM230 32V31H229ZM245 32V33H244ZM259 32V33H258ZM242 33V34H241ZM231 34L229 33V36H231ZM261 34H263V35H261ZM256 35V36H255ZM245 36V37H244ZM252 36V37H251ZM260 38V39H258V38ZM256 38V39H255ZM203 40V43L202 44H199V41L201 40H196V43H194V44H198V45H204V42H205V44H207L209 41V39H206V38H202ZM207 40V43H206V40ZM239 39V40H238ZM248 39V40H247ZM244 40V41H243ZM246 40V41H245ZM259 40V41H258ZM202 41H200V43L202 42ZM256 41V42H255ZM236 42H238V45H239V48L237 47V46H235L237 43ZM241 42H242V44H241ZM247 43V45L245 44V43ZM261 42H263V43H261ZM235 44V45H234ZM198 45H194V46H198ZM258 45H259V47H258ZM235 46V47H234ZM243 46H245V47H243ZM255 46H257V47H255ZM240 47L242 48H245V49H241L242 51H241V53L239 52L238 53V50L240 49ZM255 47V48H254ZM261 47V48H260ZM229 49V50H228ZM234 50V51H233ZM245 50V51H244ZM254 50V51H253ZM261 50V51H260ZM228 51V52H227ZM231 51V52H230ZM236 51V52H235ZM240 51V50H239ZM220 52V53H219ZM233 52H234V55H233ZM261 52V53H260ZM218 53V54H217ZM231 54V55H230ZM237 54H239V55H237ZM254 54V55H253ZM263 54V55H262ZM233 55V56H232ZM252 55V56H251ZM220 56V57H219ZM247 59H246V58ZM252 57V58H251ZM71 59L70 60H68L69 61V64H71V65H69L68 64V61H66L67 62V65H66V63L64 62V61H62V63L64 64V65H66V68H68V70H70V71H72V72H70V71H68L66 68H65V66L63 65H60L58 68H55V69H53V68H51V69H49L50 70V73H49V71H42L41 69H39V71H38V69H37V72L39 73H37L38 74V76L40 75V74H42V75H40V76H42V77H38L37 76V80H36V78L34 79V77L33 78H29V79H31V80H36V81H33V82H35V83H37V89L34 91L33 89H35L34 87H35V83H32V84H30L31 83V80H29L28 78L27 79H25L26 81H30V82H26L25 81V83H24V81H22L23 83H24V85L23 86H20V85H22L23 83H21L20 82V88H22V89H20L19 88V90H24L25 88V91H27L26 92V94L24 95V96H21V97H19L18 99H17V101L14 103V104H10L9 106H7L6 107V110H7V108H8V110L9 109H11V110H9V111H12V112H9L8 110L7 111H5L6 112V117H7V120H6V117H5V126H4V132H5V135L6 134H8L7 136L8 137H10V136H12L13 135V132H14V134L15 135H13V137H15L16 135H19L21 132L22 133H26V134H30V132H31V134L32 135H34V136H32L31 137V135H30V137L31 138H33V140H30V137H28L29 136V134L27 135V137L29 138L28 140H25V139H23V141H22V138H20L19 136V138H15V139H11V141L14 143L13 145L15 146V144H17V143H19V140H21V142L19 143V145H25V144H33V146H37L36 144H37V142H39V141H41V139H42V141H47L48 142V140L49 141H53V140H56L54 137H56L57 138V136L59 135V133H61V134H64V133H69V132H71V131H69V132H66L65 131V127H66V130H67V128L69 127V129L70 130H72L73 128V126H74V124L76 123V122H78V120H79V123H76L78 126L79 125H82L83 126V128H82V130L81 129H79L80 131H82V133H84L83 134V136H82V141L84 142V144L85 145H83V147L82 148H84V150H86V155L84 156V159H82V158H80V159H78L77 161H75V163H79V164H84V162L83 161H85L86 162V160L85 159H89V161L88 162H90V163H92L93 165L94 164H97L96 166H100V163L103 161V158L104 157H107L108 155H109V153L107 152V151H105L104 149H102L103 147V142L104 143H106L107 142V140L109 141V140H111V139H115V137L118 139V137H122L123 135V131L124 132H128L129 130H132L131 128H133L134 126H131V125H133V123L132 122H134L135 120H141L142 118H143V121H145L146 122V119L148 118V114H146V112H148V111H146L145 112V110H147V108L148 109H150L151 107V109L150 110H154L153 108L155 107V105L154 104H156V103H152L153 105L149 108V104L148 105H146L144 108H143V111H141V112H143V113H141L140 115H141V119H139L138 117L135 119V118H133L134 120H132V118H131V120H132V122H131V120L129 121V122H131L130 124H129V122H125V120H123V121H119L116 117H115V120H114V117H112V114H113V110L111 111V109H107V107H108V105L109 104H107V107H106V105H105V107L106 108H104V103L103 102H105V104L106 103H108V102H111V100H109V99H111V95H109V94H112V93H110V91H108L109 89L105 86H103L102 84V86L100 85V80L102 79H100V77H99V80L97 79V77L98 76H100V75H97L98 73L100 74L101 73V75L103 76V71H101L100 72V69L98 70V69H96V70H94L92 67H90V68H86V67H84V68H78V62L76 61V58H73L72 59V57H70ZM244 58V59H243ZM67 59H69V58H67ZM66 59V60H67ZM208 59V58H207ZM215 59V60H214ZM227 59V60H226ZM230 59V60H229ZM255 59V60H254ZM259 59V60H258ZM167 60H170V59H167ZM209 60V59H208ZM207 60V61H208ZM220 60V61H219ZM244 60V61H243ZM248 60V61H247ZM71 62V63H70ZM210 62H211V64H210ZM261 62H263L262 64H263V66L262 65H260V63ZM75 64V65H73V64ZM259 63V64H258ZM231 64V65H230ZM73 65V66H72ZM210 65H212L211 66V68H210ZM254 65V66H253ZM70 66H72V67H70ZM77 66V69H78V72L75 74V72H74V70H76V69H74L73 67H76ZM256 66V67H255ZM62 67H64V71H63V68ZM217 68V69H215V70H217V71H215L214 70V68ZM249 67V68H248ZM253 67V68H252ZM260 67V68H259ZM263 67V68H262ZM71 68H72V70H71ZM91 68L93 69L92 71H94L95 73H96V71H99L98 73H96V75H95V73L94 72H92V73H90L91 71H89V70H91ZM205 68V69H204ZM208 68V69H207ZM213 68V69H212ZM230 68V69H229ZM243 68V69H242ZM59 69H61L60 71L62 72H60L59 71V73L57 72ZM74 69V70H73ZM40 70H41V72H40ZM46 70V69H45ZM80 70V71H79ZM181 70H183V69H181ZM207 70V71H206ZM211 70V71H210ZM234 70V71H233ZM52 71V72H51ZM68 71V72H67ZM86 71H87V75H85V73H86ZM89 71V72H88ZM214 71V74H215V72L217 73V76H215V75H213L212 74V72ZM248 71V72H247ZM249 71H250V73H249ZM255 71H257V72H255ZM48 72V73H47ZM80 72H81V74H80ZM85 72V73H84ZM176 72V71H175ZM208 72H210L211 74H208ZM246 74H245V73ZM45 73H46V75H47V78H45L46 76H45ZM53 74V75H50V74ZM65 73V74H64ZM70 73H73V74H70ZM88 73H90V74H88ZM93 73H94V75H93ZM221 73V74H220ZM239 73H241V74H239ZM258 75H257V74ZM55 74H57V75H59L58 77H57V75L55 76ZM64 74V75H63ZM68 74V75H67ZM70 74V75H69ZM44 75V76H43ZM50 75V76H49ZM63 75V76H62ZM65 75H67L66 76V78L64 77ZM77 75V76H76ZM80 75V76H79ZM81 75H83V76H81ZM93 75V76H92ZM234 75V76H233ZM236 75V76H235ZM85 76V78H91V77H94V78H92V79H87V82L85 81V79L83 78ZM86 76H88V77H86ZM95 76H97V77H95ZM241 76V77H240ZM244 78H243V77ZM258 76H259V78H258ZM60 77V79H57V78H59ZM61 77H63V78H65V80L63 79V78H61ZM73 77V79H70V78H72ZM238 77V78H237ZM39 78V79H38ZM228 78V79H227ZM46 79V80H45ZM55 79V81L57 82V84L58 85H56L55 83V81L54 82H51V81H53ZM63 79V80H62ZM172 79V77L169 79H166V81L164 82L165 83V85H166V82L167 83H170V81L169 80H171ZM240 79V80H239ZM252 79V80H251ZM254 79V80H253ZM260 79V80H259ZM262 79V80H261ZM59 82H58V81ZM60 80H62V81H64V82H62V81H60ZM68 80H69V82H68ZM74 82H73V81ZM80 80H81V82H80ZM82 80H84V81H82ZM168 80V81H167ZM49 81V82H48ZM67 81V82H66ZM76 81V82H75ZM79 81V82H78ZM93 81H98V83L96 82H93ZM145 80H142V82H144ZM147 81H149V79H147ZM239 81V82H238ZM61 82V83H60ZM85 82V83H84ZM146 82V81H145ZM201 80L199 81V84L197 85V86H194L193 87V89L191 90L192 91V93H195L196 91H200L202 88H201V86L202 85H204V84H202L201 85ZM204 81H202V83H203ZM257 83L258 82V84L259 83H262V88H261V84H259V87H257L258 85H254V83ZM51 83H54V85H51ZM74 83V84H73ZM253 83V84H252ZM77 84V85H76ZM79 84V85H78ZM97 84V85H96ZM217 84V85H216ZM26 85V86H25ZM27 85H28V87L30 86L31 88H28L27 87ZM33 85H34V87H33ZM42 85V86H41ZM45 85V87H43ZM56 85V86H55ZM68 85H71V86H73V87H76V88H73V87H71V86H68ZM201 85V86H200ZM253 85V86H252ZM24 86H25V88H24ZM48 86V87H47ZM78 86V87H77ZM88 86V87H87ZM234 86V87H233ZM11 87V86H10ZM16 87H18V85L16 86ZM39 87H40V89H39ZM66 87L68 88V89H66ZM95 87V88H94ZM102 87H103V89H102ZM200 87V88H199ZM241 87V88H240ZM51 88H52V90H51ZM196 88V89H195ZM253 88H255V89H257V90H253ZM258 88H260V89H258ZM11 89H12V87H11ZM11 89L10 90H8V93L12 96V95H14L16 92H18L19 90L18 89H16L15 87H14V89H16V92L14 93H12V91H15L14 89H12V91H11ZM48 89V90H47ZM73 89V90H72ZM104 91V93L103 92H101L102 90ZM107 89V90H106ZM235 89V90H234ZM29 90V91H28ZM31 90H33L34 92H37L36 93V95L37 96H39V97H37L36 95V97L34 98L33 97V95H27ZM60 90V91H59ZM84 90H85V92H84ZM87 90V91H86ZM90 90V91H89ZM93 90V91H92ZM106 90V91H105ZM194 90V91H193ZM228 90V91H227ZM248 90V91H247ZM70 91V92H69ZM81 92V93H80ZM87 92V93H86ZM109 94H108V93ZM229 94H228V93ZM249 92V93H248ZM254 92H256V93H254ZM258 92V93H257ZM12 93V94H11ZM39 93V94H38ZM56 93V94H55ZM69 93V94H68ZM83 93V94H82ZM102 93H103V95H102ZM106 93H107V95H106ZM192 93H190V94H192ZM241 93V94H240ZM60 94H62V95H60ZM81 94V95H80ZM97 94V95H96ZM101 94V95H100ZM244 94V95H243ZM249 94V95H248ZM254 94H256L257 96H255ZM260 94H262L261 96H259ZM95 95V96H94ZM104 95H106V96H104ZM226 95H228V96H226ZM243 95V96H242ZM28 96V97H27ZM29 96H31L32 98H30ZM55 96V97H54ZM64 96V97H63ZM79 96V97H78ZM101 96V97H100ZM225 96V97H224ZM236 96V97H235ZM263 98V99H261L262 101L260 102V98ZM26 97V98H25ZM87 99H86V98ZM104 97H106V98H104ZM108 97V98H107ZM206 97V98H205ZM233 97V98H232ZM235 97V98H234ZM242 97V98H241ZM259 98V99H257V98ZM22 98V99H21ZM54 98V99H53ZM67 98V99H66ZM74 99V104H76V101H77V104L79 105V106H82V108L85 106V108H84V110L80 107L79 108V106L76 104V105H74L73 103H71V101H73V99ZM92 100H91V99ZM97 98H98V100H97ZM105 100V99H108V102L105 100V101H103L102 102V100ZM202 98V99H201ZM222 98H223V100H224V102H223V100H222ZM230 98V99H229ZM240 98H241V100H240ZM255 98V99H254ZM23 99H24V101H23ZM26 99H28V100H26ZM35 99V100H34ZM38 99H40V100H38ZM206 99V100H205ZM254 99V100H253ZM36 100H37V104H35L36 103ZM60 100V101H59ZM61 100H62V102H61ZM66 100H68L67 102H66ZM70 100V101H69ZM76 100V101H75ZM78 100H80V101H78ZM84 100V101H83ZM89 100V101H88ZM97 102H96V101ZM252 100V101H251ZM259 100V101H258ZM23 101V102H22ZM27 102V104H28V106H30L31 104H33V102L32 101H34L35 103V105L33 106V105H31L30 107H28L27 108V104L25 105H23V103H26ZM40 101V102H39ZM47 103H46V102ZM213 101V102H212ZM235 101V102H234ZM241 101V102H240ZM19 102V103H18ZM40 104H39V103ZM50 104H49V103ZM70 102V103H69ZM83 102H87L86 104H82ZM99 102V103H98ZM212 102V103H211ZM227 102V103H226ZM231 102V103H230ZM248 102V103H247ZM259 102V103H258ZM21 103H22V106L20 107V105H21ZM31 103V104H30ZM42 103H43V105H45V106H47V109H45L44 110V108L43 107H45V106H43L42 105ZM47 105H46V104ZM63 103V104H62ZM66 103V106L64 105ZM67 103H69V104H67ZM234 103V104H233ZM252 103V104H251ZM255 103V104H254ZM30 104V105H29ZM49 104V105H48ZM56 104V105H55ZM82 104V105H81ZM99 104V105H98ZM100 104H103V105H101L100 106ZM111 104V103H110ZM195 104V105H194ZM214 104V105H213ZM217 104V105H216ZM220 104V105H219ZM257 104H261L260 106H258L257 107ZM38 105V106H37ZM42 105V106H41ZM52 105V106H51ZM70 105V106H69ZM96 105V106H95ZM227 105L228 106H230V108L232 107L233 109L231 110L229 107H227ZM232 105V106H231ZM234 105V106H233ZM241 105V106H240ZM263 105V106H262ZM17 107L16 108V110H13V108L14 107ZM26 106V107H25ZM38 107V109H40L39 111H36V110H38L37 109V107ZM40 106L43 108L42 110H41V108H40ZM53 106H56L55 108L53 107ZM58 106V107H57ZM75 106L76 107H78V108H75ZM214 108H213V107ZM217 106V107H216ZM243 106H244V108H243ZM252 106V107H251ZM25 107V108H24ZM50 107V108H49ZM64 107V108H63ZM111 106L109 105V107L108 108H110ZM158 107V106H157ZM224 107H226V108H228V110L230 109L231 110V112L230 111H228L227 110V112L225 113V111H226V108H224ZM242 107V108H241ZM26 108H27V110L28 111H30L29 113H28V111H26ZM34 108V109H33ZM46 108V107H45ZM49 108V109H48ZM61 108H62V110H61ZM67 108V109H66ZM77 109L78 111H79V113H78V119H75V120H77L76 122H75V120L74 119H72V120H68V121H66V119H68L67 117H66V113H64V112H66V111H68V109ZM102 108V109H101ZM146 108V109H145ZM212 108V109H211ZM218 108V109H217ZM222 108V109H221ZM225 110H224V109ZM261 108H263V109H261ZM15 109V108H14ZM25 109V110H24ZM53 109H57L56 110V113H52L54 110ZM58 109H60L59 111H58ZM66 109V110H65ZM82 109V110H81ZM91 111H90V110ZM98 109V110H97ZM107 109V110H106ZM145 109V110H144ZM237 109H235V110H237ZM254 109H252L253 111H254ZM18 110V111H17ZM35 111V112H33V111ZM51 110H53V111H51ZM76 110V111H77ZM87 110V111H86ZM95 110V112H93ZM101 110H103V111H101ZM104 110H106V112L104 111ZM109 110V111H108ZM149 110V111H150ZM208 110H210V111H208ZM239 110H237V111H235L236 113L238 112V114H242L241 112H239ZM251 110V114H250V116L252 115V116H255V122L256 121H261L259 124H257V127H256V125L254 126V127H251V128H253V129H251L250 128V130H252V132H250V130H249V133H250V136L251 137H253L254 135L253 134H255V132L258 130H262V132H263V130H264V125L262 126V125H260V124H262V122H263V124H264V114H263V116H261L260 115V113H258V115L260 116L259 118L255 115L256 113V111L253 113V111ZM41 111H42V113H41ZM46 111H47V113H46ZM49 111V112H48ZM58 111V112H57ZM82 111H86V113H84V112H82ZM111 111V112H110ZM224 111V112H223ZM17 112H18V116L16 115L17 114ZM19 112H20V115H19ZM32 112V113H31ZM36 112H37V114L38 115H40V113L41 114H45V117H43L44 116V114H43V116L42 115H40V116H38L37 117V114H36ZM39 112V113H38ZM103 112H104V114H108V115H104L103 114ZM193 112V113H192ZM206 112V113H205ZM214 112V113H213ZM217 112H218V115H220L219 114V112L221 113L222 112V116H226L225 118L224 117H222V116H220V118L222 117V118H224V120H223V123H220V122H218V123H216V125H215V122H217L218 120H220V119H217V118H219V116H217V115H213L211 118H210V120L209 119H207V118H209L208 117V115H212V114H217ZM257 112H259V111H257ZM15 113V116L13 115ZM22 113V114H21ZM92 114V115H89V114ZM112 113V114H111ZM145 113V114H144ZM212 113V114H211ZM236 113H234V114H236ZM253 113V114H252ZM26 114V115H25ZM31 114V115H30ZM35 114H36V116H35ZM56 116H55V115ZM66 114V115H65ZM77 114V113H76ZM83 114H85V115H83ZM97 114V115H96ZM144 114V115H143ZM150 114V113H149ZM195 114H196V116H197V114H198V116L196 117L195 116ZM249 114H247V115H249ZM10 117H9V116ZM25 115V116H24ZM29 115H30V117H29ZM33 115H34V118H31V117H33ZM57 115H59L58 117H57ZM100 115V116H99ZM102 115H104V117L102 116ZM146 115V116H145ZM207 115V116H206ZM11 116H14V117H16L17 119H15L14 118V120L15 121H12L13 120V117H11ZM19 116H21L20 118H19ZM76 116V117H77ZM80 116H82V118L80 117ZM86 116H88L89 118H87ZM96 116H98V117H96ZM113 116H115V115H113ZM145 117V119H144V117ZM202 117L203 116V118L205 119H203V118H199V117ZM215 116H217V117H215ZM47 117H52L51 119L50 118H48L47 119ZM56 117V118H55ZM66 117V118H65ZM100 117H101V119H100ZM111 117V118H110ZM140 117V116H139ZM147 117V118H146ZM215 117V118H214ZM262 117H263V119H262ZM8 118H10L9 120H8ZM24 118V119H23ZM26 118L28 119V120H26ZM35 118H36V120H35ZM54 118V119H53ZM57 118L60 120H57ZM63 118V119H62ZM103 118V119H102ZM105 118H108V119H105ZM113 118V119H112ZM221 118V119H222ZM262 119V120H259V119ZM12 119V120H11ZM19 119V120H18ZM23 119V123H22V120ZM40 119V120H39ZM44 119V120H43ZM47 119V120H46ZM55 121V124L57 125H52L53 123H54V121ZM62 119V120H61ZM105 119V120H104ZM191 119H192V121H191ZM196 121H195V120ZM203 119V120H202ZM206 119H207V121L209 120V121H212V120H216V121H212V123H210V127L212 126V127H215V129L214 128H210V129H212V130H210L209 129V126H207V125H209L208 123L206 124ZM212 119V120H211ZM258 119V120H257ZM39 120V121H38ZM52 120V121H51ZM83 120V121H82ZM93 120V121H92ZM103 120V121H102ZM108 120V123L107 122H105V124H104V121H107ZM109 120L110 121H113L114 123H110L109 124ZM118 120V121H117ZM16 121L18 122V123H16ZM31 121V122H30ZM42 123H41V122ZM47 121V122H46ZM50 121V122H49ZM64 121V122H63ZM71 123V125H70V123L67 125V123ZM94 121H95V123H94ZM98 121V122H97ZM138 121H137V123H138ZM143 121L141 122V124L143 123ZM202 121H204L205 122V124L203 125L204 127H207V128H202V126H199L200 125V123H201V125H202ZM221 121V120H220ZM229 121H230V119H229ZM11 122V123H10ZM17 124H15V123ZM72 122H74V124L72 123ZM83 122V123H82ZM89 122V123H88ZM103 122V123H102ZM116 122H119V123H116ZM125 122V123H124ZM144 122V123H145ZM168 122V123H167ZM193 122V123H192ZM197 122L199 123V124H197ZM203 122V123H204ZM23 125H22V124ZM25 123V124H24ZM38 123V128H37V124ZM41 123V124H40ZM52 123V124H51ZM116 123V124H115ZM124 123V125H122ZM167 123V124H166ZM229 123V122H228ZM228 123H226L227 125H226V127H225V129H227V130H225L226 132L225 133H227V134H230V137H237L238 138V133H237V131L232 135V133L229 131V133H228V126H230V125H228ZM257 123V122H256ZM61 124H62V126H64V127H61V128H59L60 126H61ZM75 124V125H76ZM115 124V125H114ZM121 124V125H120ZM127 126H126V125ZM192 126V127H194V128H192L190 125ZM196 124V126H194ZM8 125V126H7ZM20 126V128H19V126ZM28 125V128L26 127ZM40 125H41V127L43 128H41L40 127ZM48 125H49V127H48ZM50 125H52V126H50ZM59 125V126H58ZM99 125H102V126H100L99 127ZM104 125H106V127L104 126ZM109 125H111V130H110V128L108 127ZM116 125H120V127L119 126H116ZM129 125V126H128ZM134 125H136V122H134ZM138 125H140V123H138ZM143 125V124H142ZM168 125V126H167ZM206 125V126H205ZM237 125V124H236ZM235 124H234V126H236ZM258 125H260V127H258ZM9 126H10V128H9ZM12 126V127H11ZM45 126V127H44ZM77 126V127H78ZM81 126V127H82ZM112 126H116V127H118V128H116V127H112ZM126 126V127H125ZM166 126H167V128H166ZM217 126V127H216ZM222 126V127H221ZM234 126H232L233 128H234ZM241 126V125H240ZM8 127V128H7ZM23 127V128H22ZM25 127H26V130H25ZM29 127H32V128H29ZM35 127V128H34ZM40 127V128H39ZM76 127V126H75ZM102 127V128H101ZM107 128V129H105V128ZM125 127V128H124ZM228 127V128H227ZM263 127V128H262ZM7 128V129H6ZM78 128H80V126L78 127ZM77 128V129H78ZM91 128V129H90ZM95 128H97V130L95 129ZM105 130H104V129ZM115 128V129H114ZM202 128V130H203V132L204 131H206V132H204V133H208L209 132V134H208V137H205L206 139H207V141H205V139H204V135L205 134H203L202 132H201V129ZM219 128H222V130L221 131H219L220 129ZM236 128V127H235ZM234 128V129H235ZM257 130H256V129ZM259 128V129H258ZM261 128V129H260ZM24 129V130H23ZM27 129H29V132L27 131ZM32 129V130H31ZM38 130V132H37V130ZM42 129V130H41ZM61 129H63V131L61 130ZM74 129H76V128H74ZM73 129V130H74ZM95 129V130H94ZM128 131H127V130ZM161 129V128H160ZM159 129V130H160ZM23 130V131H22ZM47 130V131H46ZM50 130V131H49ZM60 130V131H59ZM78 130V131H79ZM93 130V131H92ZM117 132H115V131ZM119 130V131H118ZM121 130V131H120ZM195 130L197 131V132H199L198 130H200V132H201V134L203 135L202 137H203V139H204V144L205 143H207V145H206V149H202V148H200V147H204V146H202V144L201 143H203L201 140L199 141V139L200 138H202V137H200V133H198V134H196V133H193V132H195ZM217 132H216V131ZM230 130L232 131V129H231V126H230ZM32 131H34V132H32ZM45 131V132H44ZM52 131V132H51ZM75 131H77V130H74V132ZM97 132V133H95V132ZM99 131V132H98ZM102 131V132H101ZM105 131H107V132H105ZM110 131V132H109ZM113 132V134H111L112 132ZM173 131V132H172ZM174 131H175V133H174ZM180 131V132H179ZM257 131V133L256 134H259V136H260V134L261 133H259ZM17 132H19V133H17ZM48 132V134H46ZM54 132V133H53ZM73 132V131H72ZM90 132V133H89ZM94 132V133H93ZM101 132V133H100ZM119 132V133H118ZM130 132V131H129ZM184 132V135L182 134ZM216 132V133H215ZM218 132H219V134H218ZM21 133V134H22ZM34 133V134H33ZM52 133V134H51ZM92 133H93V135H92ZM145 133H147V134H149V133H152V130L151 129H147L146 130V132ZM211 133H215V134H217V136L216 135H214V139L212 138V137H210L211 136ZM252 133V134H251ZM264 133V132H263ZM9 134H10V136H9ZM12 134V135H11ZM42 134V136H40ZM52 136H50V135ZM55 134H57L56 136H54ZM99 134H100V136H99ZM110 134V135H109ZM118 134V135H117ZM163 134V133H162ZM164 134H163V136H164ZM185 134H187V135H185ZM190 134V135H189ZM194 134V135H193ZM38 135V136H37ZM46 135L47 137L49 136V139L46 137V138H44V136ZM88 135V136H87ZM112 135H115V136H112ZM120 135V136H119ZM177 137H176V136ZM212 135V136H213ZM60 136V135H59ZM90 136V137H89ZM105 138H104V137ZM175 136V137H174ZM195 137V138H193V137ZM199 137V139H198V137ZM207 136V135H206ZM257 136V135H256ZM264 136V135H263ZM36 137H38V138H36ZM41 137V138H40ZM90 139H89V138ZM92 137V138H91ZM103 137V139L104 140H102V139H100V138H102ZM120 137V138H121ZM180 137H181V139H180ZM184 137H188L189 139H187V141L188 140H190V141H186V138H184ZM192 137V138H191ZM212 138V141L210 140V138ZM255 137V136H254ZM40 138V139H39ZM44 138V139H43ZM52 138V139H51ZM107 138V139H106ZM208 138H209V140H208ZM19 139V140H18ZM37 139H39V140H37ZM46 139V140H45ZM48 139V140H47ZM85 141H84V140ZM192 139H194V142H193V140ZM195 139L197 140L198 139V142L197 141H195ZM202 139V140H203ZM17 141L18 140V142H16L15 143V141ZM93 140V141H92ZM98 140H100V141H98ZM105 140H106V142H105ZM184 140H185V142L186 143H188V144H184L185 142H184ZM86 141H87V143H86ZM89 141V142H88ZM95 141V143H93ZM178 141H180V142H178ZM192 141V142H191ZM209 141V142H208ZM10 142V141H9ZM9 142H7V143H5L6 145L9 143ZM93 143V144H90V143ZM102 143V145L101 144H99L98 145V147H97V144L96 143ZM180 143V144H179ZM35 144V145H34ZM69 144H71V146H72V142L71 143H69ZM89 145V146H86V145ZM193 144H195V145H193ZM199 144V145H198ZM212 144V145H211ZM5 145V146H6ZM9 145H10V143L8 144V146H6V147H8V148H12L13 147V145H12V147H9ZM67 145H68V142H67ZM95 145H96V147H95ZM101 145V146H100ZM185 145V146H184ZM186 145H189V146H187L186 147ZM191 145V146H190ZM201 145V146H200ZM197 146V147H196ZM199 146V147H198ZM212 146V147H211ZM213 146H215V147H213ZM183 147H184V149H183ZM190 147L192 148V149H190ZM196 147V148H200V150L199 149H194V148ZM128 148V146L127 147H123V148H121V149H119V150H117L114 154L116 155V153L119 155L120 154V156H117V158H116V160L117 159H121V158H123V157H125V153L123 154H121V152L124 150H126V149ZM215 149V150H213V149ZM209 149H212L213 151H210ZM189 150V151H188ZM206 150V151H205ZM222 150V149H221ZM191 151V152H190ZM107 152V153H106ZM119 152V153H118ZM195 152H196V154H195ZM199 152V153H198ZM216 152V151H215ZM214 152V153H215ZM222 152H223V150H222ZM233 152L234 151H232V153H231V151L230 152H223L224 153V155L226 156V157H229V158H232V154H233ZM186 153V154H185ZM213 153V154H214ZM231 153V154H230ZM212 154V153H211ZM228 154V155H227ZM234 154H235V156L237 155V153L236 152H234ZM13 157H22L23 156V154L22 153H20V152H18V153H16V152H13V154H11ZM103 155V156H102ZM195 155V156H194ZM181 156V157H180ZM235 156H233V159H235L234 157ZM94 158V159H92V158ZM98 159H97V158ZM103 157V158H102ZM118 157H121V158H118ZM190 158L192 157V156H189ZM202 157H206V156H202ZM214 157H215V154H214ZM32 158L34 159V160H36L37 161V152H35V155H33L32 156ZM90 158H91V160H90ZM96 158V159H95ZM100 158V159H99ZM216 158V157H215ZM215 158H213V160L215 159ZM68 161L70 160L69 158L67 159ZM95 160H97V161H95ZM99 160V161H98ZM101 160V161H100ZM176 161H177V158L175 159ZM82 161V162H81ZM216 161V160H215ZM95 162V163H94ZM97 162V163H96ZM98 162H100L99 163V165H98ZM103 163V162H102ZM101 163V164H102ZM176 163V162H175ZM9 174H10V176H8L9 178H10V181H8V183H10L11 182V187L9 188L8 186V188L5 186V190H7L6 192H4L5 190L3 189V187L4 186H2V184L0 183V188H1V190H0V193L2 194V192H4V194L3 195H0V197L2 198V199H11V198H13V197H15L16 195H22V197L21 196H16V198H15V200H17L16 202H15V200H14V198H13V200H11V202L10 203H12V207H18L19 209H21V211H22V209H24V210H26V211H28L29 213H27V212H25L24 213V211H22V216L24 215V217L26 216V215H30V217L28 218V216L26 217L27 219H29L30 221H31V219L30 218H33V214H35L34 215V218L35 219H37L38 217H39V215H40V218H38V219H40V220H35V221H33V222H36V221H39V222H37V223H33V222H31V224L33 223V224H35L36 226L38 225H43V226H53V228H56V227H58L59 225H60V223L58 222L57 223V218H56V215H63V214H65L66 215V213H68V214H70L69 216H79V215H81V214H83V211L86 209V208H89V209H91V208H94V206H93V204L91 203V202H88V204H87V202H85L87 199H84V200H82L83 201V203H81L80 201H78V200H76L75 199V197L72 195V193H73V190H72V192L71 193H68L67 194V196L66 197H68V199L67 198H65V199H67V203L69 204H67L68 205V207H67V205L66 204H64V203H66V201H63L64 203H63V205H61V209H62V211L64 212V213H61V209L59 208L58 210H57V214H56V212H55V214L53 213L52 214V212H51V210L52 209H49V208H51V202L49 203L48 202V200L46 199V198H43L42 196L40 197V195H39V202L38 201H35L36 200V196H38V195H36L37 194V192H39V191H35L37 188L35 187V186H29V185H24V184H21L23 181L22 180H25V178H23L22 176H19V177H17V180L21 177V178H23L22 180H21V178L18 180V181H21V182H18L17 181V183L15 182L16 180H14L15 179V177L12 175V172H9ZM12 176H13V178H12ZM31 178V179H30ZM30 178H26V180H28L29 181V179L32 181V177H30ZM25 180V181H26ZM24 181V182H25ZM26 182V183H29V182ZM23 182V183H24ZM21 184V186H19L18 187V184ZM31 183H34V181H32ZM133 183V182H132ZM142 182H140V183H138V185L135 183V185L133 184L132 185V187H133V189L134 190H138V189H141L142 187H143V191H145L146 189L145 188H147V190H146V193L148 192V190L150 189V183L148 184V186H149V188H148V186L147 185H145V186H143L142 184H141ZM16 184H17V186H16ZM140 184V185H139ZM15 186V187H14ZM23 186H25L27 189H28V192H27V189H25V187H23ZM13 187L16 189H14L13 190ZM17 187V188H16ZM22 187V188H21ZM35 187V188H34ZM12 189V190H11ZM32 189H34L32 192H29L30 190H32ZM18 190V191H17ZM23 190V191H22ZM20 191H21V193H20ZM26 191V192H25ZM34 191H35V193H34ZM142 191V189L140 190V192H143ZM12 192V193H11ZM14 192V193H13ZM19 192V193H18ZM24 192V193H23ZM103 191H101V190H99L98 191V193H102ZM136 192H139V190L138 191H136ZM165 192H166V190H165ZM177 192V191H176ZM176 192H174V194L172 195V193L171 194H166L168 197L169 196H175V194H181L179 197H185V196H187V193L186 192H188V191H186V192H178V193H176ZM9 193L10 195L8 196L7 194ZM23 193V194H22ZM28 193H30V195L28 194ZM32 193V194H31ZM157 191H156V197H158V196H160V198L157 200L158 202H157V204L158 205H155L154 207L153 206H151L150 208H155V209H157L156 210V212L155 211H153L152 209L150 210V209H142L143 210V212H144V210H145V214H147V215H150V216H152L151 215V211H152V214L154 215V213H159V214H161V212L163 213L166 209H167V205H168V203H169V199H170V197L169 198H167L166 197V195L164 196L163 194L164 193H158V195H157ZM183 193H185V194H183ZM207 193H209V192H207ZM207 193H205L204 195H206ZM13 194H15V195H13ZM35 196H34V195ZM69 194H71V195H69ZM263 194V195H262ZM4 195H5V197H4ZM13 195V196H12ZM27 195V196H26ZM34 196V197H30V196ZM177 195V196H178ZM203 195V197L200 199V205H201V203H202V207L204 206V204L206 205V209H207V206L209 207L212 203L210 202V204H209V202H206V203H208V204H206L205 203V199L206 198H209V195H211V197L210 198H213L214 199V197L212 196L213 195V193L210 191V193L206 196V198H205V196ZM28 197L29 196V199L30 200H26V201H31V200H33V201H31V202H25V200L23 201L22 200V198H24V199H28V198H26V197ZM163 196V197H162ZM258 196V197H257ZM257 198L255 197V199H256V202H257V207H256V209L254 208V209H252L251 211H250V213H249V217H247V218H244V221H249L250 222V225H251V227H249L248 229H245V228H243L242 226H240L239 228H238V230H237V232L235 233L234 231H233V228H234V226H233V224H234V222H233V220L230 222V220L227 222V221H225L224 220V222H223V218H218V219H220L219 221L221 222L220 224H219V226H217V223L215 224L214 222V224L216 225H214V226H210V225H208L207 223H209L210 221H205V220H202L205 216H203L202 214H204L203 212V210H204V208H203V210H202V207L200 206V205H198L199 206V208L201 209H199V208H197V207H194V208H192L191 210H193V212H194V214H192L193 212L191 211V212H188L187 213V215H185L184 217H182V218H185L186 219V217L187 216H190L191 218H193L192 220H191V218H190V221H189V218L187 217V221L185 220L184 221V223L186 222V223H190V225H188V226H186V225H184L183 223H182V221H180L181 219H177V220H175V223H172L173 225L174 224H177V225H170V227H169V229H168V231L166 232V237L163 239L164 241L162 242V240H161V243H163V245H161L160 247H158L157 249H158V251H159V248L162 250V251H159V254L160 253H162V254H160L159 255V257L158 256H156V253H157V249H156V247L154 246L153 248H151V251L152 252H150L151 253V258H150V261H148V264H157V262H158V264L160 263V264H166V263H168L169 264V262H171L172 260L171 259H173V261H174V259H175V263H176V261H178L179 262V260L180 259H182V260H184L182 263H181V260H180V264H197V263H199V264H208V263H210V261H212L211 262V264L213 263V261L214 260H212L213 259V257L214 256H216V257H218V255H219V258L221 259H219L218 258V261H215V262H217V263H214V264H228V260H229V258H232V259H230V262H231V260H233L232 261V263L233 264H240V263H242V262H238L237 261V259H235V257H234V255H232V254H230V252H229V254L232 256V257H230V255L228 254V251H229V248H230V244H229V241L231 240V244H232V242L234 243V240H237L238 242V244L236 243L235 244V247H237V248H240V250L241 251H243L244 253H246L245 255H247V262L245 261V260H243V264H251V263H253L254 264V261L256 260L255 258H257L258 257V255L257 254H259V255H261V258H263L264 259V247H262L263 245H264V228L262 229V227L264 226V224H262L263 222L261 221V220H264V218H262V217H264V209L262 210L261 208L263 207L264 208V201H263V199H264V188H262L259 192H258V194H257ZM262 196V197H261ZM19 199H18V198ZM36 197V198H35ZM251 197H253V196H250L249 198L250 199H254V197L253 198H251ZM0 198V199H1ZM21 198V199H20ZM33 198V199H32ZM165 198H167V199H164ZM248 198V199H249ZM9 199V200H10ZM64 199V200H65ZM161 199H163L162 201H161ZM204 199V200H203ZM213 199H209V201L211 200V201H213ZM6 200V201H7ZM23 201V207L24 208H22V204H21V202H19V201ZM70 200V201H69ZM89 200V199H88ZM87 200V201H88ZM202 200V201H201ZM208 199H206V201H207ZM15 202V204L17 203V202H19V203H17V204H20L21 205V208H20V206L19 205H15L14 204V202ZM165 201L167 202V205L165 204ZM203 201H204V204H203ZM251 201V200H250ZM253 201V200H252ZM28 203V204H25V203ZM35 203V204H34ZM41 203L43 204V206L47 209H45L44 207H43V209L41 208L42 207V205H41ZM49 204V208H48V204ZM85 203V204H84ZM164 203V204H163ZM14 204V205H13ZM25 204V205H24ZM39 204V205H38ZM47 204V205H46ZM54 204V202L52 203V205ZM87 204V205H86ZM136 204H138V205H141V203H137L136 201H135V204L134 205H132L130 208H129V214L131 213V209H132V215L134 216V218L133 219H131V217H133L131 214L129 215V216H131L130 217V220L131 221H133V220H137L136 222H138V219H141V218H139V217H141V216H143V217H145V218H147L146 216L147 215H145L141 210H140V212H139V210H136L137 212H139V213H137L136 211H135V209H137V207L135 206ZM30 205L34 208V209H31L32 207H30ZM34 205H35V207H34ZM71 205H73V206H71ZM78 205V206H77ZM165 205V210H163V208H162V210H159V209H161L160 208V206L162 207V206H164ZM133 206H135L136 208L134 209V211H133ZM167 206V207H166ZM12 207H10V208H8L9 210L8 211H10L11 212V210L10 209H12ZM28 207H29V209H28ZM40 207V208H39ZM72 207H73V210H72ZM133 207V208H132ZM159 209H158V208ZM205 207V206H204ZM258 207H259V211H258ZM26 208V209H25ZM71 208V211L69 210V209ZM78 208V209H77ZM79 208H80V211H79ZM81 208H85V209H81ZM37 209V210H36ZM68 209V210H67ZM138 209H140V208H138ZM200 211L199 213H202V214H200L199 216H197V211L198 210ZM206 209H205V213H206ZM30 210V211H29ZM46 210V211H45ZM50 210V211H49ZM82 210V211H81ZM146 210H148L149 212H147ZM159 210V212H157ZM208 210V209H207ZM7 210H6V213L8 212ZM20 211V210H19ZM43 211H45V212H43ZM73 211V212H72ZM167 211V210H166ZM257 212V215L259 216V217H254V219H253V216H255V215H253V212H254V214H256V212ZM30 212H31V214H30ZM35 212V213H34ZM37 212V213H36ZM138 214V215H134V214H136V213ZM147 212V213H146ZM9 213V212H8ZM59 213V214H58ZM198 213V214H199ZM52 214V218H51V220H52V222L54 221V223H46L44 220H45V218H46V215L47 216H50ZM73 214V215H72ZM142 214V215H141ZM194 215L195 216V214H196V216L194 217V216H192V215ZM42 215V216H41ZM45 216V218H44V216ZM54 215V216H53ZM59 215V216H60ZM127 215V220L129 219L128 216ZM139 215H141V216H139ZM256 215V216H257ZM260 215H261V218L262 219H258V218H260ZM137 216H139V217H137ZM150 216H148V218L146 219V221H145V219L144 218H142L141 220H142V222L141 221H139L138 223L140 224V226L138 227V228H140V229H137V226H138V223H135V222H133V224H132V227L130 228V230H134L135 229V227H136V230H137V232L136 231H134V232H131L130 230H128L129 232V234H131V233H135L136 232V234H131V235H129V234H127V238H128V235L129 236H132L131 238H128V239H135V237L133 238V236H135L136 235V238H137V236H138V238H139V236H143V237H145V233H146V231L148 232V230L146 229L147 227L149 228V226L148 225H152V224H150L152 221V219L150 220ZM250 216H251V218H250ZM24 217H23V219H24ZM37 217V218H36ZM51 217V216H50ZM137 217V218H136ZM150 217V218H149ZM201 217V218H200ZM203 217V218H202ZM25 218V219H26ZM43 218V219H42ZM54 218V219H53ZM136 218V219H135ZM194 218H199L200 219V221H201V225L200 226H202V225H205L206 226V228H204L203 226L201 227V228H199L198 226H199V222L197 223H194V224H197V225H194L192 222H194L195 220H197V219H194ZM257 218V219H256ZM26 219V220H27ZM41 219H42V221H41ZM217 219V220H218ZM222 219V220H221ZM224 219H228V218H224ZM28 220V221H29ZM143 220L145 221V222H143ZM148 220H149V223H147L148 222ZM178 220L181 222H178ZM183 220V219H182ZM217 220H215V222H217ZM258 220H260L259 221V223H258ZM189 221V222H188ZM202 221H205V224H203V222ZM211 221H214V220H211ZM243 221V220H242ZM256 223V224H259V225H257L258 226V228L257 227H255V228H252L253 227V223ZM257 221V222H256ZM176 222H178V223H176ZM227 224H226V223ZM241 222V221H240ZM260 222H261V224H262V226H261V224H260ZM135 223V224H134ZM141 223H144V224H141ZM145 223H147V224H145ZM213 223H209V224H213ZM228 223L230 224V228L231 229H229V227H226V226H228ZM181 226H179V225ZM191 224H192V227H190L191 226ZM207 224V225H206ZM222 224V225H221ZM226 224V226H224ZM34 225V226H35ZM143 225V226H142ZM146 225V226H145ZM182 225H184V226H182ZM194 225V226H193ZM221 225V226H220ZM142 226V227H141ZM144 226H145V228H144ZM177 226H179V227H177ZM186 226V227H185ZM195 226H197V227H195ZM260 226H261V230L259 229L260 228ZM210 227V228H209ZM37 228V227H36ZM134 228V229H133ZM142 228H144L143 229V231H145V233L143 232V231H141L142 230ZM171 228V229H170ZM172 228H173V230H172ZM175 228V229H174ZM213 228H214V230H213ZM219 228V229H218ZM253 229V230H255V231H253V232H251L250 230L251 229ZM176 229H177V231H176ZM185 229H187V231L185 230ZM188 229H189V232L191 231V233H189L188 232ZM191 229H196V231L195 230H191ZM211 229H212V231H211ZM228 229V230H227ZM138 230H140V231H138ZM183 230H185V231H183ZM200 232V233H197L198 231ZM231 232H230V231ZM260 230V231H259ZM171 231V232H170ZM195 232V233H197L198 234V237H197V235L194 233V236L196 237H194L193 236V232ZM208 231V232H207ZM215 233H214V232ZM226 231V232H225ZM227 231H229V232H227ZM245 231H248V232H245ZM260 233H259V232ZM131 232V233H130ZM173 232V233H172ZM187 232V234L189 233V235L191 236H189L191 239H193L194 240V242L192 241L191 243H190V241H191V239L188 237V235H186L188 238H186V236H185V233ZM218 232H221V233H218ZM233 232V233H232ZM256 232H258V233H256ZM263 232V233H262ZM172 233V234H171ZM175 233H177V234H175ZM184 233V234H183ZM212 233V234H211ZM228 233H230V234H228ZM235 233V234H234ZM248 233V234H247ZM251 233H252V236H251ZM255 233V234H254ZM144 234V235H143ZM184 235L185 236V238L186 239H190L189 240V242L185 239V238H183V236L182 235ZM237 234V235H236ZM245 234H247V235H245ZM250 234V235H249ZM253 234L255 235V236H253ZM257 234V235H256ZM262 234V235H261ZM169 235V236H168ZM173 235V236H172ZM211 235H213V236H211ZM223 235V236H222ZM224 235H226V236H224ZM245 237H244V236ZM259 235H261V236H259ZM177 236H178V238H177ZM192 236H193V238H192ZM221 236V237H220ZM235 236V237H234ZM140 237V238H141ZM174 237V238H173ZM176 237V238H175ZM202 237H204V238H202ZM209 237V238H208ZM212 237V238H211ZM223 237V239H221ZM253 237H255V238H253ZM257 237V238H256ZM198 238V240L199 241H197V243H196V239ZM216 238V239H215ZM228 238V239H227ZM235 238V239H234ZM252 238V239H251ZM259 238H260V240H259ZM166 239H168V240H166ZM185 239V240H184ZM205 241H204V240ZM207 239H209V241L207 240ZM233 239V240H232ZM246 239V240H245ZM248 239H249V242H247L248 241ZM175 240H176V242H175ZM202 240V241H201ZM214 240V241H213ZM217 240H219V241H217ZM228 242H227V241ZM165 241H167V242H165ZM182 241H184L185 243L187 242V244H185L184 242H182ZM204 241V242H203ZM208 243H207V242ZM212 241V242H211ZM256 241V242H255ZM260 241V242H259ZM206 242V243H205ZM209 242H211V244H209ZM252 242V243H251ZM168 243V244H167ZM178 243V245H176ZM180 243H182V244H180ZM188 243H189V245H188ZM213 243V244H212ZM256 243V244H255ZM263 243V245H261L260 246V244H262ZM185 244V245H184ZM206 244H208V245H206ZM247 244V245H246ZM257 244H258V246H257ZM169 247H168V246ZM178 247V248H175L176 246ZM182 245V246H181ZM190 245H192V246H190ZM214 246V248H217L218 249V251L220 250H222V252H218L217 251V249H215L214 250V248H213V246ZM220 245H222L221 247H220ZM228 247V248H226V250H224L225 248H223V249H221L222 247ZM254 245V247L252 248V246ZM256 245V246H255ZM166 248V249H168V250H165L164 249V247ZM188 246V247H187ZM233 246H234V244H233ZM172 247L176 250V252H174L175 250L174 249H172ZM192 247V248H191ZM197 247H198V249H197ZM202 247H203V249H202ZM219 247H220V249H219ZM257 247L259 248V249H257ZM180 248H182V250H179ZM194 248H195V250H194ZM199 248H200V254H198L199 253ZM210 248L211 249H213L212 251H210ZM250 248V249H249ZM251 248H252V250H251ZM155 251V254H154V252H153V250ZM208 249V250H207ZM164 250H165V252H164ZM170 250V251H169ZM191 250V251H190ZM192 250H194V251H192ZM205 250V251H204ZM185 252L184 254H185V256L183 255V254H181V255H183V257L182 256H180V252ZM191 253H190V252ZM206 252V253H204V252ZM207 251H210V253H212V255H213V253H214V255L212 256L210 253V255L212 256V258H209V259H211V260H209L208 258L207 259H205L207 256L205 255V254H207ZM225 251L227 252V253H225ZM169 252V253H168ZM171 252L174 254V257H173V255H172V257H169V255L171 256ZM193 252H194V254H193ZM197 252V253H196ZM204 254H203V253ZM216 252H217V255H216ZM153 253V254H152ZM219 253V254H218ZM223 253V254H222ZM168 254V255H167ZM198 254V255H197ZM209 254H207V255H209ZM220 254H222V255H220ZM225 254V255H224ZM153 255H155V256H153ZM158 255V254H157ZM162 255V256H161ZM167 255V256H166ZM202 257H201V256ZM224 255V256H223ZM229 255V256H228ZM256 255V256H255ZM210 256V257H211ZM221 256L225 259V257H226V260H225V262H224V259L223 258H221ZM159 258V259H161V260H159L158 258L155 260L154 258ZM179 257V258H178ZM191 257H192V259H191ZM200 257H201V259H200ZM165 258V259H164ZM168 258H169V260H171V261H169L168 260ZM179 259V260H177V259ZM195 258V259H194ZM228 258V259H227ZM195 260V262H193L194 260ZM216 259V258H215ZM255 259V260H254ZM149 260V259H148ZM166 260H168V261H166ZM190 260V261H189ZM192 260V261H191ZM208 260H209V262H208ZM222 260H223V262H222ZM234 260H236L237 261V263H236V261H234ZM160 261V262H159ZM164 261H166V262H164ZM173 261L170 263V264H172L173 263ZM186 261H188V262H186ZM196 261H200V262H197L196 263ZM205 261V262H204ZM163 262V263H162ZM229 262V263H230ZM175 263H173V264H175ZM178 263V264H179ZM232 263H230V264H232Z\"/></svg>",
  "mask_w": 264,
  "mask_h": 264
}]
</instances>
